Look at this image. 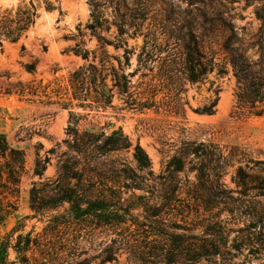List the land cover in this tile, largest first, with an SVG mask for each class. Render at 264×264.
Listing matches in <instances>:
<instances>
[{
  "label": "rangeland",
  "instance_id": "1",
  "mask_svg": "<svg viewBox=\"0 0 264 264\" xmlns=\"http://www.w3.org/2000/svg\"><path fill=\"white\" fill-rule=\"evenodd\" d=\"M256 9H262L264 17V0H0V22L8 18L15 23L22 13H35L34 23L17 41L0 37V134L23 150L27 170L15 211L0 225V239L25 217L24 231L37 233L44 227V220L67 210L64 204L44 218L36 216L30 209L29 192L33 186L53 188L63 161H81L66 146L70 140L68 128L74 127L70 111L79 115L75 125L79 132L109 135L120 129L131 143L128 151L96 160L95 171L90 173L99 191L120 189L122 198L127 199L131 192H125L124 186L131 182L115 178L112 167L120 171L125 165L133 181L144 176L133 159V147L139 145L151 164L153 180L146 184L154 190L175 185L178 197L184 200L186 217L178 218V223L194 227L193 233L199 234L208 223L204 218L209 217L187 197L197 184L195 172L190 170L196 160L187 149L211 144L231 157L218 181L225 196L238 198L236 205H264V196L250 193L239 197L235 184L237 167L255 175L264 166V116L250 113L249 105L240 114L237 109V94L250 83L263 84L264 92V56L257 46L264 21L256 18ZM188 33L195 37L212 67L196 83L187 80L185 71ZM84 53L86 60L82 58ZM125 56L129 57L127 66ZM238 56L250 65L247 83L238 80L231 64L232 57ZM102 59L105 66L120 67L131 94L122 97L114 90L111 107L105 110L76 107L75 103L72 109H63L54 97L47 100L3 94L8 83L41 89L49 86L48 91L55 85L66 87L70 74L89 64L99 66ZM30 65L33 71L27 70ZM111 83L108 78L106 85L110 87ZM151 95L154 108L140 110L130 105ZM255 107L263 108L258 102ZM37 158L45 166L41 177L33 174ZM172 158L183 161L182 171L168 169ZM119 174L123 175L121 171ZM117 178L119 185L105 183L106 179ZM0 204L5 205L1 196ZM219 209L222 206L213 214ZM217 219L234 222V228L250 222L226 212ZM92 228L85 223L73 231L91 264H135L117 242L119 230ZM259 230L260 226L256 228ZM233 237L231 234L229 244ZM107 248L114 260L101 263L102 251ZM249 248L199 258L194 264H264V248L252 252Z\"/></svg>",
  "mask_w": 264,
  "mask_h": 264
},
{
  "label": "trees",
  "instance_id": "2",
  "mask_svg": "<svg viewBox=\"0 0 264 264\" xmlns=\"http://www.w3.org/2000/svg\"><path fill=\"white\" fill-rule=\"evenodd\" d=\"M262 9H256V18L263 22ZM34 12H24L15 21L4 19L0 22V37L15 42L20 35L34 23ZM264 30H260L257 42L259 54L264 56ZM185 71L187 80L196 83L211 72V61L200 50L195 37L188 33L185 43ZM84 60L87 53L82 54ZM105 59L100 65L89 64L68 76L67 86L55 85L48 91L49 86L41 89L32 85L7 84L3 94L16 95L19 98L45 97L57 99L63 109L76 107H90L105 110L111 107L113 91L118 95H129L128 78L120 73L121 69L105 66ZM129 57L125 56L127 66ZM231 64L239 81L247 83L250 65L246 64L242 56L231 59ZM28 71L34 68L30 65ZM110 78L111 86L106 85ZM263 84L250 83L249 86L237 94V109L239 114L249 105L250 113L264 116ZM151 95L146 100L132 102L130 105L140 110L154 108ZM30 100V99H28ZM258 102L263 108L255 107ZM74 127L68 128L69 142L67 150L75 157L65 160L58 169V177L53 188L48 185L33 186L29 192L30 209L36 216L44 218L45 214L52 213L67 204L63 214L50 216L44 220L45 225L40 232L33 230L25 232L22 222L25 217L0 239V264H91L86 253L80 250L78 238L73 231L78 230L85 223L92 225V229L119 230L117 242L122 244L129 253L130 260L135 264H194L199 258H208L241 248L251 249L250 252L264 248V205L258 207L243 206V202L236 205L237 199L226 197L220 190L219 179L229 166V159L215 146L201 144L194 149H187L194 155L195 164L190 167L195 172L197 184L192 195L187 197L200 207L209 218L207 225L199 234H194V227L180 225L178 218L183 216L184 200L178 197L179 191L175 185L166 184L159 190H154L146 184L153 180L150 170V160L144 150L136 145L133 147V159L138 170L144 176L133 181L130 170L125 165L120 169L112 167L115 178L130 181L124 186L125 192H131L127 199L122 198L120 189L109 187L106 190L95 188L92 171H95L96 160L106 154L128 151L132 146L128 138L120 129L109 135L104 132L92 133L87 130L79 132L75 125L79 115L69 112ZM71 126V125H70ZM183 161L172 158L167 167L175 172L183 170ZM253 169V168H252ZM251 170V169H250ZM45 171L44 163L38 158L34 163L33 174L41 177ZM25 154L23 150L12 146L5 135L0 134V196L5 205L0 204V225L6 217L15 211V203L20 196V183L26 174ZM258 174L252 175L241 166L237 167L235 184L239 197H246L250 193L264 196V166L258 168ZM117 179H106L119 185ZM102 186L106 187V184ZM138 191L140 194H136ZM228 200V201H227ZM231 201L232 203H230ZM175 203H179L176 206ZM195 206V207H196ZM222 206L217 213L215 209ZM246 207V209H245ZM135 211H137L135 213ZM226 212L231 217L248 218V225L231 227V221H219L218 216ZM260 226V230L256 228ZM79 227V228H78ZM234 237L229 244L230 235ZM115 243V242H114ZM256 249V250H255ZM101 263L111 262L110 248L102 251Z\"/></svg>",
  "mask_w": 264,
  "mask_h": 264
}]
</instances>
